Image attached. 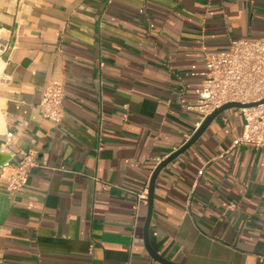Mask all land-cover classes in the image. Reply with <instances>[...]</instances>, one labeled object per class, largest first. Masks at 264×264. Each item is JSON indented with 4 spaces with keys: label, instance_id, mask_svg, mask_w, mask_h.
Masks as SVG:
<instances>
[{
    "label": "crops",
    "instance_id": "0c3cea01",
    "mask_svg": "<svg viewBox=\"0 0 264 264\" xmlns=\"http://www.w3.org/2000/svg\"><path fill=\"white\" fill-rule=\"evenodd\" d=\"M236 39L264 40V0H0V264H162L141 199L202 125L206 54ZM51 83L59 124L39 110ZM244 124L225 111L158 175L149 246L168 264H264V147H232ZM9 132L40 162L21 192Z\"/></svg>",
    "mask_w": 264,
    "mask_h": 264
},
{
    "label": "built area",
    "instance_id": "2783aa9c",
    "mask_svg": "<svg viewBox=\"0 0 264 264\" xmlns=\"http://www.w3.org/2000/svg\"><path fill=\"white\" fill-rule=\"evenodd\" d=\"M264 100V40H233L228 50L206 54L204 81L195 105L190 110L201 114L204 122L216 110L228 103L252 104ZM66 89L61 83H51L41 93L39 110L42 117L59 124L65 116ZM245 118L242 134L232 147H264V104L240 109ZM202 122V123H203ZM1 147L12 152L17 163L7 164L2 177L12 192L23 191L40 162L33 150L19 151L15 146V135L5 134ZM203 171H200V175ZM148 205V199H141Z\"/></svg>",
    "mask_w": 264,
    "mask_h": 264
},
{
    "label": "water",
    "instance_id": "95a60500",
    "mask_svg": "<svg viewBox=\"0 0 264 264\" xmlns=\"http://www.w3.org/2000/svg\"><path fill=\"white\" fill-rule=\"evenodd\" d=\"M264 104V100L258 103H252V104H241V103H228L224 106H222L220 109L216 110L213 112L211 115H209L206 120L202 123V125L198 128V130L193 134L191 139L177 152L173 153L171 156H169L166 160L161 162V164L158 166V168L155 170L150 186H149V194H148V216L145 224V231H144V239H145V244L149 248L151 255L154 257V259L158 260L162 264H168L165 260L159 258L151 249L149 246V227H150V222L152 218V213H153V208H154V188L156 184V180L160 172L170 163L172 162L175 158H177L180 154L183 152L187 151L190 147H192L198 140L199 138L205 133V131L209 128V126L212 124V122L219 117L222 113H224L227 110L230 109H244V108H253L257 107L259 105Z\"/></svg>",
    "mask_w": 264,
    "mask_h": 264
}]
</instances>
